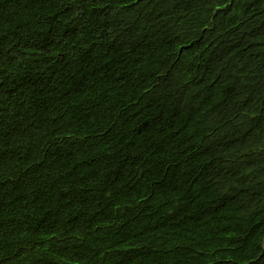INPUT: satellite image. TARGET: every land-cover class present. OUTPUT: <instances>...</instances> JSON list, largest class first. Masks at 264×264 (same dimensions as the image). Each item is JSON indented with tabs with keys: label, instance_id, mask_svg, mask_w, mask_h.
Instances as JSON below:
<instances>
[{
	"label": "trees",
	"instance_id": "trees-1",
	"mask_svg": "<svg viewBox=\"0 0 264 264\" xmlns=\"http://www.w3.org/2000/svg\"><path fill=\"white\" fill-rule=\"evenodd\" d=\"M0 264H264V0H0Z\"/></svg>",
	"mask_w": 264,
	"mask_h": 264
}]
</instances>
